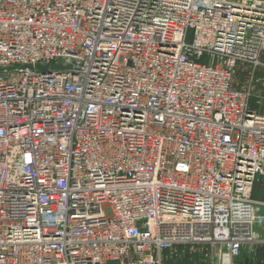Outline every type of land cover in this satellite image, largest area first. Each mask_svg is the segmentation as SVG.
Returning <instances> with one entry per match:
<instances>
[{
	"label": "built area",
	"instance_id": "1",
	"mask_svg": "<svg viewBox=\"0 0 264 264\" xmlns=\"http://www.w3.org/2000/svg\"><path fill=\"white\" fill-rule=\"evenodd\" d=\"M239 68L264 0H0V264H264Z\"/></svg>",
	"mask_w": 264,
	"mask_h": 264
},
{
	"label": "rangeland",
	"instance_id": "2",
	"mask_svg": "<svg viewBox=\"0 0 264 264\" xmlns=\"http://www.w3.org/2000/svg\"><path fill=\"white\" fill-rule=\"evenodd\" d=\"M186 39L188 41L192 39L191 29L188 31ZM232 83L234 87L239 89H242L251 83L252 97L250 99V107L252 109L257 108V110H264V70L257 71L254 77L251 78V76H249L248 71L246 69L239 68L234 72ZM254 185H256L254 188L255 193H252L253 194L252 196L261 198L262 194L260 193L258 194L256 192V189H258L257 185L259 186L260 190L264 189V178L257 179ZM261 213L264 214V207L261 208ZM187 255L188 256L183 257L180 261L177 260L165 261L163 264H194V263L199 264L197 262L198 260L196 261L192 260L191 257L194 256L192 252ZM111 264H116V263H111Z\"/></svg>",
	"mask_w": 264,
	"mask_h": 264
},
{
	"label": "crops",
	"instance_id": "3",
	"mask_svg": "<svg viewBox=\"0 0 264 264\" xmlns=\"http://www.w3.org/2000/svg\"><path fill=\"white\" fill-rule=\"evenodd\" d=\"M258 256L259 257H263L264 256V249L263 248L258 251ZM232 264H255V263L251 262V259H249L245 254H243L238 259L233 260ZM256 264H259V261H257Z\"/></svg>",
	"mask_w": 264,
	"mask_h": 264
},
{
	"label": "water",
	"instance_id": "4",
	"mask_svg": "<svg viewBox=\"0 0 264 264\" xmlns=\"http://www.w3.org/2000/svg\"><path fill=\"white\" fill-rule=\"evenodd\" d=\"M36 68L39 69V70H45L46 68H59V69H62V68H65V66L61 65V64H55V65H40V64H37L36 65Z\"/></svg>",
	"mask_w": 264,
	"mask_h": 264
},
{
	"label": "trees",
	"instance_id": "5",
	"mask_svg": "<svg viewBox=\"0 0 264 264\" xmlns=\"http://www.w3.org/2000/svg\"><path fill=\"white\" fill-rule=\"evenodd\" d=\"M255 186H256V185L253 186V191H252V193H255V192H254V188H255ZM257 187H258V189H256V192H257L258 194H259V193L262 194V197H261V198L254 197V198H256V199H264V189L260 190V188H259L258 185H257ZM258 194H257V195H258ZM252 195H253V194H252ZM196 258H197V257H195L193 260H196Z\"/></svg>",
	"mask_w": 264,
	"mask_h": 264
}]
</instances>
